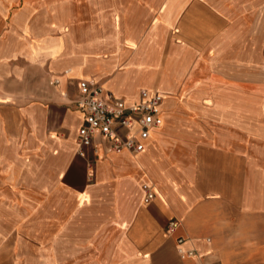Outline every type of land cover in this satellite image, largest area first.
Here are the masks:
<instances>
[{
	"label": "crops",
	"instance_id": "0c3cea01",
	"mask_svg": "<svg viewBox=\"0 0 264 264\" xmlns=\"http://www.w3.org/2000/svg\"><path fill=\"white\" fill-rule=\"evenodd\" d=\"M82 79L127 103L163 94L143 152L97 136L78 154ZM0 249L12 264H264V0H0Z\"/></svg>",
	"mask_w": 264,
	"mask_h": 264
},
{
	"label": "built area",
	"instance_id": "2783aa9c",
	"mask_svg": "<svg viewBox=\"0 0 264 264\" xmlns=\"http://www.w3.org/2000/svg\"><path fill=\"white\" fill-rule=\"evenodd\" d=\"M53 83H59L58 79ZM79 96L76 105L83 111L85 124L77 130L78 154L86 157V150L93 146L97 136L108 142L109 152L127 150L139 154L146 149L151 131L163 124L162 104L164 96L159 90L143 89L138 100L127 103L124 99L108 92L93 79L78 82ZM63 96L67 94L62 93ZM144 202L151 203L159 194L154 184L144 183ZM176 226L172 221L170 228ZM179 239V244L183 243ZM181 258L193 257L194 249L178 247Z\"/></svg>",
	"mask_w": 264,
	"mask_h": 264
},
{
	"label": "rangeland",
	"instance_id": "374dc122",
	"mask_svg": "<svg viewBox=\"0 0 264 264\" xmlns=\"http://www.w3.org/2000/svg\"><path fill=\"white\" fill-rule=\"evenodd\" d=\"M14 10L15 9H13V11ZM33 79H35L34 75H33ZM16 91H18V89ZM0 264H12L11 263V259H10V255H9V252L8 251H5L3 249H0Z\"/></svg>",
	"mask_w": 264,
	"mask_h": 264
}]
</instances>
